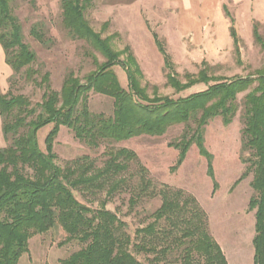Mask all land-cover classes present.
Returning <instances> with one entry per match:
<instances>
[{
	"label": "trees",
	"instance_id": "trees-1",
	"mask_svg": "<svg viewBox=\"0 0 264 264\" xmlns=\"http://www.w3.org/2000/svg\"><path fill=\"white\" fill-rule=\"evenodd\" d=\"M13 1L0 0V46L5 63L12 76L27 68L26 79L40 88L43 95L40 103L32 104L23 95L0 92L1 130L7 142L0 148V264H18L28 253L32 237L56 227L66 234V241L76 240L82 244L80 250L59 264H141L134 252L157 254L153 261H158V255L166 256L184 245L183 264H191L192 254L203 258L205 264H227L219 246L207 234L203 214L195 208L192 199L182 201L181 192L170 196L164 193L161 206L151 214L153 222L135 231V241L125 232L126 226L116 214L104 207L91 209L74 197V190L86 193L106 190L108 197L123 190L130 193L129 203L133 207L141 197L148 195L150 186L144 178L147 171L141 166L142 176L136 187L128 186L122 177L130 163H139L133 151L125 148L108 151L101 169H95L84 156L74 162L75 168L63 170L55 163L53 146L60 128L71 130L77 140L96 147L100 141L161 137L169 127L193 121L196 127L192 134L184 133L173 145L179 150L176 167L183 163L193 142L209 163L212 156L202 145L203 128L215 118H220L224 126L229 125L237 111L238 94L254 85L244 97L242 147L250 153V186L255 193L248 204V209L254 211L253 264H264V68L254 76L226 80L208 76L203 62L196 79L191 81L187 75L185 84H181L169 57L157 43L164 67L169 71L167 84L176 93L197 84L207 88L186 98H149L140 85L141 72L129 47L115 51L112 38H101L85 20L84 12L94 0H60L63 27L72 38L87 43L104 61L98 63L92 57L96 69L83 82L70 73L60 90L54 91L48 73L38 81L29 69L36 56L23 42L20 22L11 8ZM222 9L229 20L235 56L239 58L234 21L227 7ZM31 35L44 44L43 35L36 27ZM252 37L264 48L256 24L252 26ZM115 67L125 72L127 89L119 85ZM89 93L111 99L112 115L105 117L89 112ZM48 126L51 129L43 140L42 150L37 135ZM208 173L213 178L210 165ZM192 204L195 209L188 207ZM161 222L165 223L164 228H159ZM158 247L161 249L157 250Z\"/></svg>",
	"mask_w": 264,
	"mask_h": 264
},
{
	"label": "rangeland",
	"instance_id": "rangeland-1",
	"mask_svg": "<svg viewBox=\"0 0 264 264\" xmlns=\"http://www.w3.org/2000/svg\"><path fill=\"white\" fill-rule=\"evenodd\" d=\"M117 1L94 0L85 10L84 17L101 38H112L111 45L115 51L129 47L141 72L140 85L149 98H186L207 88L197 84L176 93L167 84L169 71L164 67L157 43L169 57L181 84H185L187 75L191 81L196 79L203 62L207 65L208 76L226 80L254 76L256 71L264 68V48L255 43L252 37V26L256 24L264 44V0H248L244 4L220 0V10L216 8L201 33L175 30L170 15L179 16L180 13L175 14L174 4L180 0H173V7L169 4L172 7L169 11L165 6L166 0H143L141 6L135 9L109 7L111 2ZM161 1L164 12L160 6L158 10L149 8V5L154 7ZM222 5L227 7L234 21L233 27L239 38V58L234 53L230 24L221 10ZM11 8L20 22L23 42L36 56L29 69L38 81L48 73L52 90L59 91L70 73L83 82L96 69L92 57L98 63L104 61L87 43L72 38L63 27L60 0H14ZM34 27L43 35L44 44L31 35ZM26 70L23 68L18 74H11L3 94L10 91L13 95L27 97L32 104L40 103L43 91L26 79ZM114 71L119 85L127 89L125 72L119 67H115ZM254 86L238 94L237 111L229 125L224 126L220 118H215L203 128L202 145L212 156L209 163L193 142L187 149L183 163L176 167L179 150L173 145L181 140L184 133L192 134L196 127L193 121L171 126L161 137L142 136L124 142L100 141L96 147L77 140L71 130L60 128L53 146L55 163L63 170L73 169L76 167L75 161L87 156L95 169H101L108 151L121 148L133 151L139 166L135 162L130 163L122 177L127 180L128 186L136 187L142 176L139 173L141 166L147 171L144 178L150 182L148 195L141 197L133 207L129 203L130 193L123 190L111 197L107 196L106 190L92 193L74 190V197L91 209L104 207L116 214L125 224V232L135 241V231L153 222L151 214L161 206L164 193L170 196L181 192V200L192 199L195 208L203 214L207 234L219 246L227 264H253L254 211L248 209V204L255 193L250 186V153L242 147V132L245 124L244 97ZM87 106L93 114L112 115V100L108 97L89 93ZM50 129L51 126H48L37 135L42 150L43 140ZM6 145L4 140V147ZM209 165L213 178L208 173ZM188 207L193 209L194 205ZM158 226L164 228L165 223L161 222ZM66 237L58 227L32 237L28 243V253L21 257L18 264H59L82 248L78 241H66ZM185 246L175 248L166 256L158 255V261H153L157 254H136L131 250L141 264H183ZM191 264H205V261L192 254Z\"/></svg>",
	"mask_w": 264,
	"mask_h": 264
},
{
	"label": "crops",
	"instance_id": "crops-1",
	"mask_svg": "<svg viewBox=\"0 0 264 264\" xmlns=\"http://www.w3.org/2000/svg\"><path fill=\"white\" fill-rule=\"evenodd\" d=\"M148 1V0H147ZM219 1L220 0H180V2H176L174 4L173 0H166L165 6L167 7V10L169 11L174 4L175 8V14H178L179 16L170 15L172 16V21L175 23V30L182 31V29H185L186 31H196L198 33H201L202 29L205 28L206 21L213 12L219 8ZM143 0H119L116 3H110L109 7L113 6H120L124 8H139L141 6V3H143ZM158 2V1H157ZM235 4H244L248 2V0H232ZM172 5V7H169ZM162 7V11L164 12V4L163 1L157 3L156 6L149 5L150 9H157ZM176 6V7H175ZM225 5L221 6L222 7ZM148 8V9H149ZM166 23V22H165ZM164 25V24H163ZM200 29V30H199ZM12 71L10 67L5 63V57L3 50L0 46V92L3 93L4 88L6 87L7 80L11 76ZM4 147V137L1 130V118H0V148Z\"/></svg>",
	"mask_w": 264,
	"mask_h": 264
}]
</instances>
